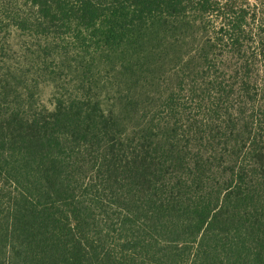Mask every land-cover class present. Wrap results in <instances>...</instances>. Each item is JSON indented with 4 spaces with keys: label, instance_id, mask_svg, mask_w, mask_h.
<instances>
[{
    "label": "trees",
    "instance_id": "obj_1",
    "mask_svg": "<svg viewBox=\"0 0 264 264\" xmlns=\"http://www.w3.org/2000/svg\"><path fill=\"white\" fill-rule=\"evenodd\" d=\"M22 1L17 27L90 52L192 45L132 130L89 94L0 100V264H264V0Z\"/></svg>",
    "mask_w": 264,
    "mask_h": 264
},
{
    "label": "rangeland",
    "instance_id": "obj_2",
    "mask_svg": "<svg viewBox=\"0 0 264 264\" xmlns=\"http://www.w3.org/2000/svg\"><path fill=\"white\" fill-rule=\"evenodd\" d=\"M11 2L0 0V100L7 106L34 113L52 110L59 94H89L106 111L114 110L123 127L132 130L145 120L144 115H153L160 101L177 87L181 58L192 45L186 33L158 35L152 42L131 37L116 50L101 54L53 33L17 27L9 18ZM242 2L249 5L254 0ZM213 23L209 22L210 27ZM208 36L205 31L195 34V44Z\"/></svg>",
    "mask_w": 264,
    "mask_h": 264
}]
</instances>
